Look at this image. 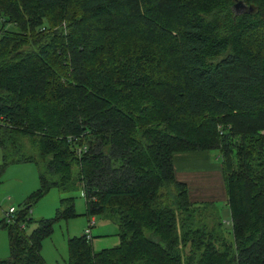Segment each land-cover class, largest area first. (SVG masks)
Returning a JSON list of instances; mask_svg holds the SVG:
<instances>
[{
    "label": "trees",
    "instance_id": "16d2710c",
    "mask_svg": "<svg viewBox=\"0 0 264 264\" xmlns=\"http://www.w3.org/2000/svg\"><path fill=\"white\" fill-rule=\"evenodd\" d=\"M198 150H218L228 221L176 177L174 154ZM0 151V183L11 164L40 169L0 221V264H46L74 197L29 210L78 183L120 243L70 238L66 264H264V0H0Z\"/></svg>",
    "mask_w": 264,
    "mask_h": 264
},
{
    "label": "rangeland",
    "instance_id": "374dc122",
    "mask_svg": "<svg viewBox=\"0 0 264 264\" xmlns=\"http://www.w3.org/2000/svg\"><path fill=\"white\" fill-rule=\"evenodd\" d=\"M211 153L213 154V162L221 164L218 150H213ZM1 162L2 151H0ZM74 170L78 171V167L75 166ZM39 171V166L35 162L14 163L6 168L0 183V221L11 206L21 208L30 195L40 187ZM70 196L74 197L77 215L56 221L52 235L42 241V256L46 264H66L69 259V239L82 236L93 219L95 224L91 231L94 250L100 251L106 246H111L118 238L116 234L119 232V227L114 220L101 215L94 217L87 215L86 199L80 183L74 189L66 191L52 188L33 203L29 210V216L34 220L55 217L61 199ZM219 205L224 207L225 202L219 201ZM223 219L228 220L224 216ZM8 232V227L0 226V260L10 257ZM100 235L108 236L100 237ZM98 238L103 240L96 242L95 239Z\"/></svg>",
    "mask_w": 264,
    "mask_h": 264
},
{
    "label": "crops",
    "instance_id": "0c3cea01",
    "mask_svg": "<svg viewBox=\"0 0 264 264\" xmlns=\"http://www.w3.org/2000/svg\"><path fill=\"white\" fill-rule=\"evenodd\" d=\"M213 160V154L207 150L177 152L173 156L176 177L188 185L190 198L194 202L214 201L219 203V201H224L226 204L227 194L222 163H214ZM222 209L223 216L230 220L231 213L228 207L224 206ZM102 240L101 238L95 239L96 242ZM119 243L118 236L111 246L104 248H112Z\"/></svg>",
    "mask_w": 264,
    "mask_h": 264
},
{
    "label": "built area",
    "instance_id": "2783aa9c",
    "mask_svg": "<svg viewBox=\"0 0 264 264\" xmlns=\"http://www.w3.org/2000/svg\"><path fill=\"white\" fill-rule=\"evenodd\" d=\"M16 212V207L15 206H11L9 208V210L5 213L4 219L6 220L7 223H12L14 222V214ZM94 219L90 222L88 228L85 230V234L87 235L88 239L92 238V231H91V227L94 224Z\"/></svg>",
    "mask_w": 264,
    "mask_h": 264
},
{
    "label": "water",
    "instance_id": "95a60500",
    "mask_svg": "<svg viewBox=\"0 0 264 264\" xmlns=\"http://www.w3.org/2000/svg\"><path fill=\"white\" fill-rule=\"evenodd\" d=\"M235 6H236V9L239 10L240 8L244 7V4H243V2L239 1V2L236 3Z\"/></svg>",
    "mask_w": 264,
    "mask_h": 264
}]
</instances>
